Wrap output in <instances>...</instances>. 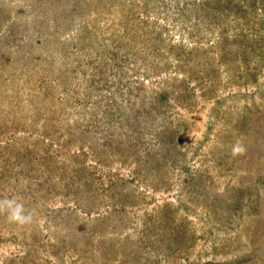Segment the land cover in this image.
Wrapping results in <instances>:
<instances>
[{
    "label": "rangeland",
    "instance_id": "obj_1",
    "mask_svg": "<svg viewBox=\"0 0 264 264\" xmlns=\"http://www.w3.org/2000/svg\"><path fill=\"white\" fill-rule=\"evenodd\" d=\"M11 197L0 264H264V0H0Z\"/></svg>",
    "mask_w": 264,
    "mask_h": 264
},
{
    "label": "clouds",
    "instance_id": "obj_2",
    "mask_svg": "<svg viewBox=\"0 0 264 264\" xmlns=\"http://www.w3.org/2000/svg\"><path fill=\"white\" fill-rule=\"evenodd\" d=\"M243 145L237 143L233 145V154H240L244 151ZM0 212H6L10 222L25 225L31 223L33 215L26 211L25 206L16 197L0 199Z\"/></svg>",
    "mask_w": 264,
    "mask_h": 264
}]
</instances>
